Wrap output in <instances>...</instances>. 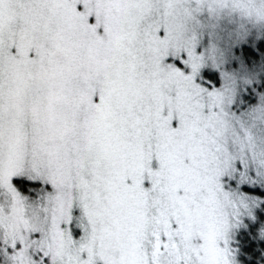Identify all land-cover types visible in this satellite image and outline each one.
I'll return each instance as SVG.
<instances>
[{
  "label": "snow or ice",
  "instance_id": "1",
  "mask_svg": "<svg viewBox=\"0 0 264 264\" xmlns=\"http://www.w3.org/2000/svg\"><path fill=\"white\" fill-rule=\"evenodd\" d=\"M0 264H264V0H0Z\"/></svg>",
  "mask_w": 264,
  "mask_h": 264
}]
</instances>
